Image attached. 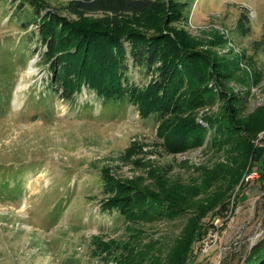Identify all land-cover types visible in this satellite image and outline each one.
Returning <instances> with one entry per match:
<instances>
[{"label":"rangeland","instance_id":"obj_1","mask_svg":"<svg viewBox=\"0 0 264 264\" xmlns=\"http://www.w3.org/2000/svg\"><path fill=\"white\" fill-rule=\"evenodd\" d=\"M29 1L41 19L52 17L60 23L57 30L104 23L129 32L145 21L171 35L178 32L176 38L186 48L212 53L218 61L237 57L252 70L264 62V0H162L147 18L118 20L103 14L74 16L67 11L70 0ZM21 2L26 10V0H0V264H102L100 256L93 254L94 240L106 241L121 230L114 231L120 224L115 215L98 212L104 198L101 176L132 179L147 170L123 158L125 150L133 152L128 155L133 162L164 166L173 178L184 181L193 176L192 170L178 163L198 165L209 161L210 155L201 149L169 153L167 138L159 133L161 126L149 115L141 116L135 106L93 99L86 91L70 102L52 94L46 83L49 73L39 63L42 47L37 27H21L26 20L18 9ZM243 9L249 13L250 27L241 36L236 24ZM255 42L260 45L253 46ZM127 63L137 80L131 59ZM257 80L245 114L257 112L254 118L261 121L264 73ZM152 81V76L147 78L141 100H148ZM192 87L191 83L184 95L193 93ZM228 88L236 89L235 83ZM186 99L177 100L179 108L187 104ZM211 110L216 111V106ZM205 111L196 109L188 117ZM254 142L258 159L249 161L243 179L253 172L257 176L249 182L241 180L227 219L216 217L215 229L207 235L215 233L217 241L208 249L204 243L201 248L196 245L187 264H240L264 232V130ZM227 155L228 149L225 159Z\"/></svg>","mask_w":264,"mask_h":264},{"label":"trees","instance_id":"obj_2","mask_svg":"<svg viewBox=\"0 0 264 264\" xmlns=\"http://www.w3.org/2000/svg\"><path fill=\"white\" fill-rule=\"evenodd\" d=\"M159 1L70 0L67 11L74 16L110 15L117 20L147 18ZM26 3V10L23 2L18 5L26 17L20 24L24 30L37 27V41L42 47L39 63L49 73L46 83L52 94L70 102L86 91L93 99L135 106L141 116L149 115L161 126L159 133L167 138L169 153L201 149L210 155L209 161L198 165L179 162L180 167L192 170L193 176L184 181L173 178L164 166L133 162L128 156L133 152L127 148L122 157L145 166L144 174L132 179L101 176L104 198L98 212L107 217L115 215L120 224L114 231L121 230L106 241L99 237L94 240L93 254L100 256L101 263L187 264L195 246L201 248L215 229L216 217L227 219L236 201V189L251 166L249 161L253 164L258 159L254 140L264 130V118L258 121L254 118L257 112L245 114V110L253 97L252 88L259 83L258 76L264 73V62L260 69L252 70L237 57L218 61L212 53L186 48L176 38L178 32L171 35L145 21L138 24V30L129 32H119L104 23L57 30L58 21L41 19L33 1ZM249 18L243 9L236 24L241 36L249 31ZM129 59L137 70V80L129 73ZM158 69L159 77L155 78ZM151 76L149 98L141 100L140 91ZM191 83L196 88L184 95ZM231 83L236 89L228 88ZM183 97L188 102L179 108L177 100ZM214 106L216 111L211 110ZM187 109L206 111L201 115L194 112L190 118L192 111ZM262 224L264 227V208ZM240 264H264V232Z\"/></svg>","mask_w":264,"mask_h":264},{"label":"built area","instance_id":"obj_3","mask_svg":"<svg viewBox=\"0 0 264 264\" xmlns=\"http://www.w3.org/2000/svg\"><path fill=\"white\" fill-rule=\"evenodd\" d=\"M256 176H257L256 172L250 173L244 178V182H249V181L253 180ZM214 234L215 233H213L212 235L210 234L207 237V239L205 240L204 247L206 249H208L209 247L213 246V244H215V242L217 241L216 240V235H214Z\"/></svg>","mask_w":264,"mask_h":264}]
</instances>
